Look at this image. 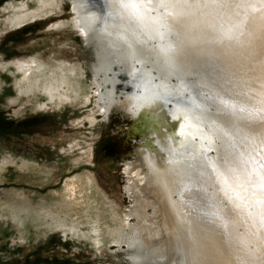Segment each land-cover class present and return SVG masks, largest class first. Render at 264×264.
<instances>
[{
	"label": "bare ground",
	"instance_id": "bare-ground-1",
	"mask_svg": "<svg viewBox=\"0 0 264 264\" xmlns=\"http://www.w3.org/2000/svg\"><path fill=\"white\" fill-rule=\"evenodd\" d=\"M55 1L44 0L39 9L30 12L23 5L11 4L4 7V10L12 8L17 11L6 20L7 26L20 28L29 21L47 15L52 11ZM69 1L75 14L74 31L80 36L89 54L88 61L80 62V71L96 91V106L101 107L106 121L114 113H121L125 120L137 119L139 124L148 127L150 118L162 116L157 124L159 131L141 136L156 148L143 149L139 146L134 151L133 159L124 164V192L132 204L129 211H117L114 209L118 208L116 203L105 195L104 198L99 197L98 190L91 185L90 176L74 177L64 183L63 200H70L75 204L83 198L84 201L92 200L95 203L103 200L107 202L100 211L109 215L102 219L107 220L101 226L103 233L92 229L89 235L83 234L80 237L85 238L99 252L106 245L116 246L123 258L128 260V264H183L182 261L186 264H261V257H264V226L260 225L259 218L255 215L256 209L250 207L246 193L237 187L234 177L229 178L232 187H226L216 176L214 178L211 169L205 168L203 176L197 175L196 181H188L186 176L180 175L187 162L160 174L155 173L149 163L151 160L153 164L165 165L164 155L174 154L172 139L183 125L179 124L182 121L173 119L172 114L163 107L141 109L133 106L135 89L132 86V75L134 72L138 75L136 70L143 71L144 67L136 65L133 68L131 59L121 52V41L117 34L124 31V26L139 31L141 27L148 29L154 25L147 20L142 26L136 25L135 21L121 20L116 10L109 7L108 0ZM250 2L256 4L258 10H250V14L255 17L254 28L242 38L244 46H233L216 60L218 70L237 81L249 79L252 75L248 72L251 67L248 63L249 52L264 49V30H261L264 13L259 10L260 0ZM152 16L155 19L156 14L153 13ZM202 20L211 22L213 16L205 15ZM189 27L190 35H199L206 24ZM39 62L35 59L14 60L7 65L19 75L20 80L16 83L18 92L24 95L42 92L52 102L55 98L60 99L69 92L78 90L79 77L70 73V70L62 69L67 61L52 67L39 66ZM119 74L125 79L121 81ZM118 83H121L122 89L116 93ZM259 90V83L242 89L250 97L257 96ZM249 104L259 107L255 99L250 100ZM175 114L180 115L179 112ZM230 143L237 154L246 153L254 159H260L264 155V148L243 134L232 137ZM184 185L191 190H183L181 195ZM205 193H210L216 203L229 209L230 216L226 225L223 221L214 219L211 209L192 203L193 197ZM70 210L59 207L57 211H53L45 207L40 209L39 215L43 219V225L52 227L53 230H73L76 224L67 220ZM61 214L64 215L63 219ZM93 215L94 213L89 212L87 220H93ZM129 218L134 222H129ZM72 236H77L74 230Z\"/></svg>",
	"mask_w": 264,
	"mask_h": 264
},
{
	"label": "rangeland",
	"instance_id": "rangeland-1",
	"mask_svg": "<svg viewBox=\"0 0 264 264\" xmlns=\"http://www.w3.org/2000/svg\"><path fill=\"white\" fill-rule=\"evenodd\" d=\"M42 1L0 0V264H128L116 246L99 252L80 237L92 229L103 233L102 219L109 215L100 211L106 201L83 198L75 204L62 197L67 180L90 176L99 197L107 196L117 211H129L123 168L139 149L141 123L121 113L106 121L96 106V91L80 71L89 54L74 31L69 0H56L51 12L20 28L7 26L17 11L4 7L23 5L30 12ZM30 59L49 67L67 61L62 69L79 77L78 90L52 102L42 92L21 94L19 75L7 65ZM42 207L71 209L67 220L76 224L78 238L73 230L43 225Z\"/></svg>",
	"mask_w": 264,
	"mask_h": 264
},
{
	"label": "snow or ice",
	"instance_id": "snow-or-ice-1",
	"mask_svg": "<svg viewBox=\"0 0 264 264\" xmlns=\"http://www.w3.org/2000/svg\"><path fill=\"white\" fill-rule=\"evenodd\" d=\"M108 4L121 20L135 21L139 26L147 20L154 25L139 31L124 26V31L117 34L121 52L131 59L133 68L144 67L143 71L136 70L138 75H132L133 106L163 107L184 124L172 139L175 155L165 157L166 166L149 160L154 172L164 173L182 164L190 136L202 147L188 154L180 175L196 181L197 175L205 174V168H211L226 187H232L229 178L234 177L264 226V155L254 159L246 153L237 154L230 143L232 137L243 134L264 148V49L249 52V79L237 81L225 76L216 63L225 50L244 46L242 38L254 28L255 17L250 10L257 11V5L250 0H108ZM259 10L264 13V0H260ZM208 14L213 21L202 20ZM201 23L206 27L200 34L190 35L189 26ZM253 83H259L260 90L250 97L242 89ZM253 99L259 107L249 104ZM209 152L216 153L215 159L208 157ZM183 190L191 189L184 185L181 195ZM192 203L211 209L214 219L227 224L229 209L216 203L210 193L193 197Z\"/></svg>",
	"mask_w": 264,
	"mask_h": 264
},
{
	"label": "water",
	"instance_id": "water-1",
	"mask_svg": "<svg viewBox=\"0 0 264 264\" xmlns=\"http://www.w3.org/2000/svg\"><path fill=\"white\" fill-rule=\"evenodd\" d=\"M118 78L122 81V80H124L125 79V77L124 76H121L120 74L118 75ZM121 89H122V87H121V83H118L117 85H116V87H115V91H116V93H118L119 91H121ZM126 89V91L128 90V88H125ZM155 117V119L154 118H150L151 119V121H150V124H149V126L148 127H146L144 124H141V125H137V128H136V131H138V133H140L139 134V136H140V138H139V144H138V148H139V146H141V148H143V149H145V148H152L153 149V147L154 148H156V146L155 145H151V143L149 144V141H148V139L146 138H143V137H141L142 136V134H144V133H147V134H149V133H151V132H154V131H159L158 129H159V127H158V123L161 121V119H162V116L161 115H157V117L156 116H154ZM166 119V118H165ZM138 121L139 120H137V119H135V123H137L138 124ZM179 124H182L183 126H182V128H184V124H183V122H180ZM188 142H189V147H188V149H187V154L183 157V164L184 163H188V154H191L194 150H198V149H200L201 147H202V145L199 143V142H196V141H192L191 140V137L189 136L188 137ZM181 152H184V149H181ZM174 153V152H173ZM173 155H175V153L174 154H171V156H173ZM164 157H168V156H166V155H164ZM208 157L210 158V159H215V157H216V153L215 152H209L208 153ZM165 159V158H164ZM184 167V166H183ZM209 169H211V168H209ZM211 171H212V169H211ZM213 176H214V178H215V176H216V174L215 173H213ZM212 176V177H213ZM217 177V176H216ZM181 261H182V259H181ZM182 263L183 264H186L185 262H183L182 261Z\"/></svg>",
	"mask_w": 264,
	"mask_h": 264
}]
</instances>
